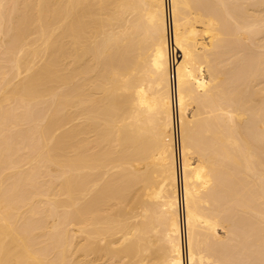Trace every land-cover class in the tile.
I'll return each instance as SVG.
<instances>
[{
    "label": "bare ground",
    "instance_id": "6f19581e",
    "mask_svg": "<svg viewBox=\"0 0 264 264\" xmlns=\"http://www.w3.org/2000/svg\"><path fill=\"white\" fill-rule=\"evenodd\" d=\"M0 264H264V0H0Z\"/></svg>",
    "mask_w": 264,
    "mask_h": 264
}]
</instances>
